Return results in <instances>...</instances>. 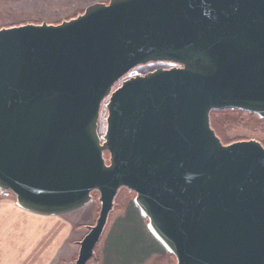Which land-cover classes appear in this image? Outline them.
<instances>
[{
	"label": "water",
	"instance_id": "95a60500",
	"mask_svg": "<svg viewBox=\"0 0 264 264\" xmlns=\"http://www.w3.org/2000/svg\"><path fill=\"white\" fill-rule=\"evenodd\" d=\"M149 62L174 65L127 75ZM223 110L264 120V0H109L0 28V190L47 216L97 193L72 264L121 188L175 264H264V147L223 143Z\"/></svg>",
	"mask_w": 264,
	"mask_h": 264
},
{
	"label": "crops",
	"instance_id": "0c3cea01",
	"mask_svg": "<svg viewBox=\"0 0 264 264\" xmlns=\"http://www.w3.org/2000/svg\"><path fill=\"white\" fill-rule=\"evenodd\" d=\"M123 190L87 264H175L149 231L134 194ZM86 205L63 215H39L19 208L11 195L0 194V264H71L87 232L75 213Z\"/></svg>",
	"mask_w": 264,
	"mask_h": 264
},
{
	"label": "rangeland",
	"instance_id": "374dc122",
	"mask_svg": "<svg viewBox=\"0 0 264 264\" xmlns=\"http://www.w3.org/2000/svg\"><path fill=\"white\" fill-rule=\"evenodd\" d=\"M108 1L109 0H0V28L29 22L59 23L62 20L73 18L77 14L82 13L84 8L92 3H106ZM159 67L168 68L170 64L165 62H149L135 67L130 71L128 76L145 74ZM104 115L105 110L102 109L98 123L99 133H102L104 128ZM210 124L223 143L243 138H255L264 144V121H261L257 116L250 115L248 112L238 110L212 111L210 113ZM121 189L115 198L113 210L116 208L119 195L124 191V188ZM5 193L11 195L9 192L0 190V194L5 195ZM112 211L109 215L108 222ZM98 212L99 203L97 201V193H94L91 202L76 212L77 214L75 213L76 220L80 222L83 221L80 225L88 231V226L95 223ZM98 244L94 249L92 257L96 255ZM74 261H72V263Z\"/></svg>",
	"mask_w": 264,
	"mask_h": 264
},
{
	"label": "flooded vegetation",
	"instance_id": "af4514ba",
	"mask_svg": "<svg viewBox=\"0 0 264 264\" xmlns=\"http://www.w3.org/2000/svg\"><path fill=\"white\" fill-rule=\"evenodd\" d=\"M107 3V2H106ZM165 63H168V64H170V67L171 66H173L174 65V63H170V62H165ZM121 80H122V78H121ZM120 80V81H121ZM120 81H119V83H120ZM102 110V109H101ZM238 111H240V110H238ZM212 112V111H211ZM210 112V113H211ZM100 114H101V111H100ZM250 115H252V116H255L256 117V115H254V114H251V113H249ZM261 121H264V120H262V119H260ZM248 139H255V138H243V139H238V140H248ZM255 140H257V139H255ZM235 141H237V140H235ZM257 141H259V140H257ZM232 142V141H231ZM260 143H261V145L264 147V144L261 142V141H259ZM228 143H230V142H228Z\"/></svg>",
	"mask_w": 264,
	"mask_h": 264
},
{
	"label": "trees",
	"instance_id": "16d2710c",
	"mask_svg": "<svg viewBox=\"0 0 264 264\" xmlns=\"http://www.w3.org/2000/svg\"><path fill=\"white\" fill-rule=\"evenodd\" d=\"M78 15V14H77ZM75 17V16H74ZM70 19V18H69ZM127 75H129V74H127Z\"/></svg>",
	"mask_w": 264,
	"mask_h": 264
}]
</instances>
